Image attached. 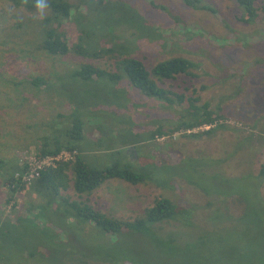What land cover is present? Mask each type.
<instances>
[{
  "label": "rangeland",
  "instance_id": "1",
  "mask_svg": "<svg viewBox=\"0 0 264 264\" xmlns=\"http://www.w3.org/2000/svg\"><path fill=\"white\" fill-rule=\"evenodd\" d=\"M68 1L78 3L80 0ZM155 1L157 7L150 5L148 0H111L116 3L114 5L116 11L112 12L116 18L110 17L112 27L96 23V27L92 31V38L97 45L92 50L101 55H105L106 52L111 55H105L100 60H93L91 63L121 75L119 79L101 82L98 88L101 97L96 98L88 90V93L83 91L79 83L72 77L76 67L79 64L89 63L88 59L74 54L64 57H46L40 55L41 52L33 48L31 58L20 63V67L17 65L16 52L10 50L12 47L18 50L17 46L28 49L29 47L24 46V42L34 43L31 35H35L38 30L34 23H26L30 13L24 17L20 15L21 10L15 8L12 0H0V15L8 18L6 25L0 27V31L3 30L5 35L11 33L12 36H16L13 40L14 44L9 43L7 47H0L1 55H4L5 59L10 57L13 61L7 69V73L0 72V106L6 99H15L14 83L18 81L16 75H22L25 78L28 76L41 77L51 85L48 94L39 101H36V97L33 96L35 93H29V96L27 95L29 101L24 102L25 108H20L16 112L15 109H11V106H7L2 111L3 114L0 112V132L2 127L9 131L17 129L13 133L14 140H10L13 142V147L7 151L6 155H14L27 161L34 158L33 150H28L26 153L24 146L38 144L37 136L40 135V132H37V129H31V132L27 133L28 123L39 119L50 122L55 113H61L68 118L62 122L64 125L71 126L70 119L73 113L76 115L82 113L84 122H89L87 128L97 125L107 131L109 127L118 129L122 125L129 128L136 126L139 131L148 133L149 129L154 128L153 124L137 127V120L143 122L156 120L155 124L159 125L157 122L165 118L162 116L164 113L177 112L162 110L159 100L147 98L141 91L133 88L128 82V78L122 74L123 71L116 66V68L113 67L111 56L119 55V53H131L134 57L144 61L148 68H152L156 62L170 57L189 60L194 64L195 76L193 78L181 76L168 87L183 94L186 99H197L198 101L194 103L196 106L208 104L209 108L215 112H217V108H223L222 112L226 118L224 126L215 131L213 135H203L192 139L182 138L181 134H176L172 141L160 140L158 144L152 143L150 146L156 151L163 144L164 146L172 144V146L169 149L163 148L161 155L155 152L151 153L152 161L144 167V170H147L145 172L148 173V179L138 185H130L123 181H108L90 197V203L96 209L106 214H113L119 219L124 218L132 210L136 211L137 217L143 218L142 210L144 207L151 206L156 197L167 198L173 204L186 209L188 211L186 226L179 225L177 220H167L156 224L153 231L151 230L152 233H155L154 237L140 240L132 235L124 236L127 238V247L136 248L143 255H148L153 262L158 260L162 263L164 260L165 264H187V257L191 252H195L198 256V261L194 260L195 264H206L204 258H200L201 256L210 261L207 264H253L256 261L254 259L258 256L259 259H262L259 261L264 262V201L262 199L264 181L252 177H256L261 163L264 162V146L247 151V146L244 143L248 140L238 139L237 141L236 138L241 132L247 137V133H249L254 138L252 132L248 130L249 125L254 123V118L257 117L259 120L264 115L263 21L257 26V29H262L261 32L257 31V33L249 35L252 42L249 46H244L238 40L246 38L256 23L241 24L242 27L234 23L233 28L237 31L227 29L226 25L230 21L233 23L234 20L231 13H234L235 7L231 3L222 0H205L209 4L212 3L213 7L219 11L217 14L196 10L178 0ZM94 13L96 16V12L88 14ZM110 13L107 12V14ZM16 15L19 17L15 18ZM84 15H87V12H84ZM131 15L142 21L146 27L145 34L123 27V24L126 27H129V24L121 20L122 16L129 18ZM261 17L264 18L263 12H261ZM23 22L21 29L14 30L16 23L22 24ZM74 26V23H67L61 27V30L76 39L77 29ZM148 34L153 35L148 37ZM251 36H254L255 39L250 38ZM216 38L222 39L224 46L216 44ZM212 64L218 68L212 69ZM231 65H234V68H231ZM24 90L28 91L29 89ZM80 96L89 99L88 103L81 106L77 99ZM90 99L94 101L96 112L90 113L94 110ZM115 121L121 124H115ZM261 132H264V126L261 128ZM15 137L19 138L16 142ZM87 137L85 138L87 141L95 144L97 141H92L91 138H100V133ZM5 141L10 142L9 140ZM254 141L255 139H252L250 142L254 143ZM242 146L243 148L239 150L238 148ZM194 151H200L206 160L198 164L191 161L185 165V171L180 170L175 174L173 170L157 171L155 169L159 167L157 165H172L173 160L177 159V155L182 160H192ZM173 152L176 155L169 156ZM107 159L108 157L97 161L96 166L109 164ZM218 159H222L223 162L215 167L210 166V162H218ZM200 169L205 175L197 177L198 180L195 181L188 171H199ZM217 173H222L228 179L219 176L218 179H215L216 181L212 182V178ZM162 181L167 187L164 190L155 188V184H162ZM190 181L193 183V187L186 186L191 184ZM207 186L210 191L204 195L200 190H203L201 187L206 188ZM241 187H248L245 194H239ZM116 189H120V193H122L119 197L115 195ZM4 190L0 188V201ZM28 198L29 195L21 196L16 208L17 212L14 213L22 212ZM237 199L245 201V213L247 214L243 217L240 214L244 205ZM10 206L11 204L5 208L6 214L12 213ZM53 214H57L54 218L55 222H64L67 219L62 212ZM188 220L193 224L190 227ZM32 222V220L19 221V229L25 230V227H29L28 232H35L48 227L46 221L33 222L36 226L35 229ZM67 222L70 220L67 219ZM64 227L67 228V226ZM65 230L55 229L53 235L65 232V234L74 237L77 231L79 234L81 233L78 228L77 231L75 230L74 224L69 225ZM45 232L49 233L48 230ZM39 235L42 233L36 232L35 236H28V239L33 242L51 237ZM70 241L72 243L68 245V248L74 245L73 239ZM256 242L259 244L257 249ZM37 245H43V243L38 242ZM233 245L238 246L241 250L234 249L237 253L227 251V248ZM24 246L16 243L10 248L13 251L19 249V251H14L15 253H22L23 250H26ZM32 251L30 252L32 253ZM169 251H172L174 257L172 261L168 259L169 263H167L166 258ZM218 251H221V260L211 262L208 257ZM14 252L12 253L13 258H15ZM11 258L5 257L8 263L11 262Z\"/></svg>",
  "mask_w": 264,
  "mask_h": 264
},
{
  "label": "trees",
  "instance_id": "2",
  "mask_svg": "<svg viewBox=\"0 0 264 264\" xmlns=\"http://www.w3.org/2000/svg\"><path fill=\"white\" fill-rule=\"evenodd\" d=\"M12 1L15 8L21 10L20 15L27 17V14L30 13L26 23H34L38 30L35 35H31L34 43L24 42V46L29 47L28 49L17 46L18 50L13 47L10 50L16 52V62L19 67L20 63L26 62L31 58L33 48L40 51V55L46 57H64L68 54H74L88 59L90 60L89 63L79 64L76 67L77 69L72 73V77L79 83L83 91L86 93L89 91L96 98L101 97L100 90H98L101 82L104 80L113 81L121 77L119 74L109 72L106 68H101L91 63L93 60H100L105 55H111L109 52L101 55L92 50L97 45L93 41L92 31L95 29L96 23L112 27L110 17L116 18V15L112 14L113 11H116L114 6L116 3L111 2V0H80L78 3H70L68 0H46L47 7L44 14L41 15L34 7L35 0ZM178 1L196 10L219 13L212 3L209 4L205 0ZM222 1L229 2L235 7L234 13H231L234 19L233 23L230 21L226 25V28L230 31H237L233 28L234 23L238 26L256 23L251 28L252 30L248 32L246 38L238 40L240 44L249 46L252 40L248 36L252 33H257V31L260 33L262 29H257V26L261 21L264 24V18L261 17V12L264 13V0ZM148 3L157 7L155 0H148ZM161 8L164 9V7ZM84 12H87V15H84ZM92 12H96V16L95 13L88 14ZM107 12L111 13L107 14ZM14 17L18 18L19 16L16 15ZM121 20L129 24V27L124 24L123 27L145 34L146 27L136 16L131 15L129 18L122 16ZM1 21L0 27H3L6 25L8 18L0 15ZM67 23L75 24L74 27L77 29L76 39L61 30V27ZM23 24L24 22L22 24L16 23L14 30L21 29ZM243 29L245 30V28ZM152 35L148 34L147 36ZM253 37L251 36L250 38ZM15 38L16 36H12L11 33L5 35L3 30L0 31V47H7L9 43L14 44L13 40ZM221 40L216 38L215 42L224 46ZM162 43L166 45L164 42ZM0 60L2 61L0 63V72L7 73V69L13 61L10 57L5 59L1 53ZM111 60L113 67L123 71L122 74L128 78V82L133 88L141 91L147 98L159 100L162 110L168 112L174 110L178 114L164 113L162 116L165 118L157 122L159 125L155 124L156 120L154 122L137 120V127L153 124L154 128L149 129L148 133L139 131L136 126L129 128L122 125L118 129L109 127L107 131L97 125L87 128L86 126L89 122H84L82 113L78 115L72 114L70 119L71 126L62 123L64 119L67 120L68 118L61 113H55L50 122L45 121V119L32 120L28 123L27 133H30L31 129H37L40 135L37 136L38 144L33 143L24 146L26 153H28V150H33V157L38 160L48 157L56 158L62 152L69 153L71 158L68 160H63L62 158L54 160L52 165L44 167L40 171L39 176L29 184L22 181V177L29 166L27 160L14 155H6L7 151L13 147V142L10 140H14L13 133L17 129L9 131L7 128L2 127L0 132V188L5 190L2 192L3 197L0 201V264H124L123 262L132 264H165L164 260L162 263L158 260L153 262L148 255H143L136 248L127 247V238L124 236L132 235V237L140 240L154 237L155 233H152V229L155 228L156 224L167 220H177L179 225H187L186 217L188 216V211L173 204L167 198H154L152 205L144 207L142 210L144 213L143 218L137 217L136 211L132 210L131 213H127L124 218L120 219L114 217L113 214H106L96 209L89 199L108 181H123L130 185L143 183L149 177L144 167L152 161V152L161 155L163 148L169 149L172 146V144L164 146L163 143L172 141L176 134H181L182 138L192 139L203 135H213L215 131L222 128L225 124L226 118L224 117V112H222L223 108H217V112H215L209 108L208 104L196 106L194 103L198 101L197 99H186L183 94L168 87L181 76L188 78L195 76L193 71L194 64L189 60L170 57L156 62L152 68H148L144 61L134 57L131 53L112 55ZM211 68L216 70L218 67L212 64ZM231 68H234V65H231ZM16 77L18 78V81L14 83L16 97L15 99H6L1 103L0 112L2 114V111L7 106H11V109H15L16 112L20 108H25L24 102L29 101V93H35L33 96L36 97V101H39L44 98V95L48 94L51 88L50 83L41 77L28 76L25 78L22 75H16ZM26 88L29 90H24ZM77 99L81 106L89 101L84 96H80ZM90 103L94 108L90 113L96 112L94 101L90 99ZM185 103L187 105H184ZM56 110L58 111V109ZM263 116L259 120L257 117L254 118V123L249 125L248 130L252 132L254 138L249 133H247L248 137L247 135H242L243 132L236 137L237 141L238 139L248 140L244 143L247 146V151L264 146V132H261V128L264 126ZM115 122V124H121L118 121ZM40 129L41 131H39ZM98 133H100L101 139L91 138L92 141H97L95 144L85 139L88 138V135L91 136ZM143 134L145 135L142 136ZM18 139L15 137V142ZM252 139H255L254 143L250 142ZM160 140L164 141L163 145H160V148L156 151L150 145L152 143L158 144ZM242 148L243 146L238 149L241 150ZM177 152L179 153V151ZM192 154V160H182L177 155V159L173 160L174 163L172 162V165H157L159 167L155 169L157 171L173 170L175 174L179 173L180 170L185 171V165L191 161L198 164L206 160L200 151H194ZM173 155L176 154L173 152L169 156ZM107 157L109 164L96 166L97 161ZM222 162V159H218V162H210V166L215 167ZM202 172L201 169L199 171L190 170L188 174L197 181V177L205 175ZM219 176L228 179L222 173H217L212 178V182L216 181L215 179H218ZM252 177L264 181V162L261 163L256 177ZM190 183L186 186L193 187V183L191 181ZM255 184L257 183L255 182ZM166 187L164 181H162V184H155V188L162 190ZM201 188L203 190L200 191L204 195L210 191L208 186ZM242 188H239V194H245L248 187L243 188V192ZM120 194H122L120 189H116V197H119ZM23 195H29L25 208L21 213H14ZM262 195L264 201V194ZM242 198L244 199V197ZM243 199H237L244 205L240 214L242 217L247 214L245 213V201ZM10 204L12 213L6 214L5 208ZM189 209L191 210V208ZM55 212H62L70 222H67V219L64 222H55L54 218L57 216V214H53ZM21 220H32L36 223L46 221L45 223L48 227L41 228V230L35 232H28L29 227H25V230H20L19 221ZM188 222L190 223L189 227L193 225L190 220ZM71 224H74L75 230L77 231L78 228L81 233L79 234L77 231L74 237H71L70 234H65V232L53 235V230H67ZM64 226H67V228ZM34 227L36 229L35 225ZM46 230L49 233L45 232ZM36 232L42 233L39 236L49 235L51 237L49 239L42 238L41 241L30 242L28 236H35ZM71 239H73L74 245L68 248V245L72 243ZM38 242L43 243V245H37ZM16 243L25 245L26 250H23L22 253H15L14 251H19V249L13 251L10 247L16 245ZM258 246L259 244L256 242V249ZM234 249L237 251L241 250L238 246L233 245L228 247L227 251L237 253ZM28 250L33 251L31 253ZM13 252L15 258L12 256ZM167 254L166 262L168 259L172 261L174 257L172 251ZM5 257H12L11 262L8 263ZM200 258H204L203 260L206 264L210 263L207 258L202 256ZM208 258L211 262L221 260V251L212 253ZM195 259L198 261L197 254L191 252L187 257V264H195ZM14 260L16 261L13 262ZM254 260L256 261L253 264H264V262L259 261L262 260L259 259V256Z\"/></svg>",
  "mask_w": 264,
  "mask_h": 264
},
{
  "label": "built area",
  "instance_id": "3",
  "mask_svg": "<svg viewBox=\"0 0 264 264\" xmlns=\"http://www.w3.org/2000/svg\"><path fill=\"white\" fill-rule=\"evenodd\" d=\"M60 158L66 160V159H70V154L66 153V152H62L58 157L56 158H45L42 160H38L35 158H30L28 159V170L27 172L23 175L22 177V181L25 182L26 184H29L32 180L36 179L39 174L40 171L46 167V166H50L53 164L54 160H59Z\"/></svg>",
  "mask_w": 264,
  "mask_h": 264
},
{
  "label": "clouds",
  "instance_id": "4",
  "mask_svg": "<svg viewBox=\"0 0 264 264\" xmlns=\"http://www.w3.org/2000/svg\"><path fill=\"white\" fill-rule=\"evenodd\" d=\"M34 7L37 9V11L43 15L45 12V9L47 7L46 0H35ZM64 160V159H63ZM68 160V159H66Z\"/></svg>",
  "mask_w": 264,
  "mask_h": 264
},
{
  "label": "crops",
  "instance_id": "5",
  "mask_svg": "<svg viewBox=\"0 0 264 264\" xmlns=\"http://www.w3.org/2000/svg\"><path fill=\"white\" fill-rule=\"evenodd\" d=\"M91 197V196H90Z\"/></svg>",
  "mask_w": 264,
  "mask_h": 264
}]
</instances>
